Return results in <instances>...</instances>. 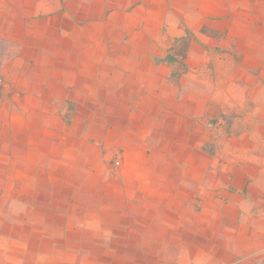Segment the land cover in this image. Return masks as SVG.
<instances>
[{"label": "rangeland", "instance_id": "374dc122", "mask_svg": "<svg viewBox=\"0 0 264 264\" xmlns=\"http://www.w3.org/2000/svg\"><path fill=\"white\" fill-rule=\"evenodd\" d=\"M149 1L152 16L168 8L163 32L186 28L170 48L182 72L173 75L176 92H90L79 84L49 92L48 82L63 78L18 68V47L0 42V264L171 261L180 254L151 252L157 236L148 235L149 226L163 227L171 245L193 234L194 221L208 219L207 182L260 179L264 0ZM187 16L201 24L198 31L187 27ZM212 39L216 58H229L226 69L212 68L218 59L211 53L207 72L190 70L191 42L211 51ZM183 85L200 86L218 109L199 114L194 89L184 92ZM145 138H163L170 147L156 156L120 143Z\"/></svg>", "mask_w": 264, "mask_h": 264}, {"label": "crops", "instance_id": "0c3cea01", "mask_svg": "<svg viewBox=\"0 0 264 264\" xmlns=\"http://www.w3.org/2000/svg\"><path fill=\"white\" fill-rule=\"evenodd\" d=\"M149 2L0 0V42L18 47V68L30 71L34 76L63 78V82H48L49 92L66 93V86L73 84L89 87L90 92H105L106 86L119 92L136 86L145 87L147 92L156 91L158 86L176 92L172 87L178 77L175 79L173 75L179 76L182 72L177 60L170 56V48L174 47L176 38L186 35V28L175 25L170 32H163L168 8L161 7L164 14L152 16L154 7ZM183 19L190 30L200 29L198 20L189 22L188 16ZM217 43L212 39L214 48L209 51L199 42L192 41L187 59L190 70L201 71V74L207 72L210 54L212 59L218 57ZM216 59L212 68L225 70L229 58L222 62ZM183 86L184 92L194 89L196 107L202 110L199 114L203 115L206 109L210 111L205 114L218 109L219 101L214 102L216 98L212 95L201 96L200 86ZM214 89L212 86V92ZM172 94L174 103L176 94ZM165 141L163 138H145L121 140L120 143L140 152L150 148L157 156L161 147H170ZM199 144V139L192 141L193 146ZM248 144L254 149L255 143ZM259 146L264 148V144ZM245 147L247 149V145ZM228 170L233 172V166ZM251 170L246 171L250 174ZM258 173L260 179L252 182H207L204 188L208 191L204 193L212 199L209 202L212 206L206 209L209 211L207 220L193 222L191 236L186 234V238H182L179 235L181 240L176 239L169 245L168 240H163V227L149 226L148 235L151 238L157 236V241L150 245L153 254L170 251L180 254L171 261L162 257L154 263L264 264V166ZM172 185L175 188L176 185ZM203 204H207V200Z\"/></svg>", "mask_w": 264, "mask_h": 264}]
</instances>
